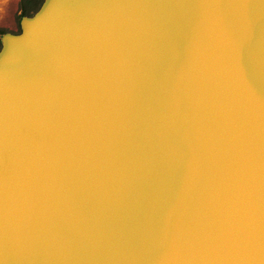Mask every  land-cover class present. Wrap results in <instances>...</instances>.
<instances>
[{
  "label": "water",
  "instance_id": "water-1",
  "mask_svg": "<svg viewBox=\"0 0 264 264\" xmlns=\"http://www.w3.org/2000/svg\"><path fill=\"white\" fill-rule=\"evenodd\" d=\"M0 48V264H264V0H44Z\"/></svg>",
  "mask_w": 264,
  "mask_h": 264
},
{
  "label": "crops",
  "instance_id": "crops-1",
  "mask_svg": "<svg viewBox=\"0 0 264 264\" xmlns=\"http://www.w3.org/2000/svg\"><path fill=\"white\" fill-rule=\"evenodd\" d=\"M0 0V48L1 37L6 32L18 33L17 28H21L20 23L17 22V14L23 15L22 11L25 9V15L35 14L42 3L40 0ZM44 1V0H43Z\"/></svg>",
  "mask_w": 264,
  "mask_h": 264
},
{
  "label": "rangeland",
  "instance_id": "rangeland-1",
  "mask_svg": "<svg viewBox=\"0 0 264 264\" xmlns=\"http://www.w3.org/2000/svg\"><path fill=\"white\" fill-rule=\"evenodd\" d=\"M23 2H28V0H24ZM43 2V0H40V3H42ZM25 13H26V10L24 9L23 11H22V14L23 15H25ZM22 15H20V14H17V22H19L20 23V17H21ZM18 29V31H20L21 30V28L19 27V28H17Z\"/></svg>",
  "mask_w": 264,
  "mask_h": 264
}]
</instances>
